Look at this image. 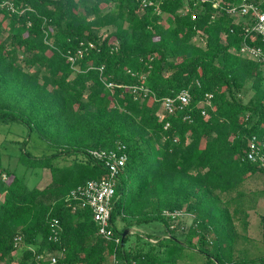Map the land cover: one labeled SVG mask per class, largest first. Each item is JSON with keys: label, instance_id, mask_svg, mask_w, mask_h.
Here are the masks:
<instances>
[{"label": "trees", "instance_id": "trees-1", "mask_svg": "<svg viewBox=\"0 0 264 264\" xmlns=\"http://www.w3.org/2000/svg\"><path fill=\"white\" fill-rule=\"evenodd\" d=\"M12 1L13 9L0 6V124L23 125L52 153L33 155L26 138L20 176L0 149V264H46L51 255L56 264H178L186 249L206 264H264L238 250L236 224L241 214L248 222L243 207L253 200L243 185L264 175L246 158L253 138L264 148V66L240 48L264 51V39L213 0H164L160 13L141 0ZM251 1L264 11V0ZM81 42L95 48L72 65ZM185 90L187 107L160 112ZM121 145L128 161L112 200L116 244L71 193L108 174L88 151ZM37 170L51 182L30 187L26 174ZM183 209L193 222L180 236L163 211ZM153 222L167 237L132 233Z\"/></svg>", "mask_w": 264, "mask_h": 264}, {"label": "built area", "instance_id": "built-area-1", "mask_svg": "<svg viewBox=\"0 0 264 264\" xmlns=\"http://www.w3.org/2000/svg\"><path fill=\"white\" fill-rule=\"evenodd\" d=\"M164 0H141L144 8L154 7L157 12H161L160 3ZM171 1V0H166ZM187 2L188 0H183ZM209 0H200L205 3ZM214 9L226 11L228 14L236 17L238 20H243L247 26V31L254 33L264 39V11L251 0H213ZM0 6H8L13 9L12 0H3ZM214 18V17H213ZM95 48L93 43L86 45L85 42L80 43V48L75 56H71L69 61L74 65L78 58L84 57L89 49ZM240 54L244 57L250 58L264 66V51L260 47L248 45L246 43L240 48ZM103 69V68H102ZM108 89L113 90L117 85L113 82H106ZM129 93L136 94V98L142 96L145 98L148 95V90L143 86H126ZM191 95L189 90H185L176 96L167 97L163 101L160 112L173 113L177 108L187 107L190 103ZM200 107L202 114L208 116V110L213 108V95L206 94L205 100L201 102ZM170 124L165 125V130L170 128ZM176 141V140H175ZM93 157L102 160L108 167L107 176L100 180H92L85 186L73 190L71 195L75 198L81 199L83 209L90 210L93 220L98 227V234L103 240L113 241L119 244L121 239L114 235L111 226V211L112 200L115 195L117 178L128 161V154L126 153V146H118L116 150L112 151H88ZM246 158L252 163L264 169V148L257 144L255 138L250 143ZM191 213L187 210L168 211L164 210L163 215L171 218L173 221L182 219V217L190 216ZM172 221V222H173ZM173 224V223H172ZM172 228L176 227L174 224ZM264 237V225H263ZM46 264H56L57 257L51 255L43 259ZM115 264H120L118 259H115Z\"/></svg>", "mask_w": 264, "mask_h": 264}, {"label": "rangeland", "instance_id": "rangeland-1", "mask_svg": "<svg viewBox=\"0 0 264 264\" xmlns=\"http://www.w3.org/2000/svg\"><path fill=\"white\" fill-rule=\"evenodd\" d=\"M29 131L26 127L20 124H0V149L3 156L4 165L10 168H18V173L20 176H23L26 170L24 165H18V157L22 153L23 150V141L27 138ZM27 144L25 149L29 150L35 156H43L51 154L52 151L48 148L47 143L42 140L37 133L30 134V137L27 138ZM26 179L30 187L38 186L44 187L49 182H51V175L48 170H37V171H28L26 174ZM243 190L250 191L246 196L255 198V204H259L260 206H256L253 210L250 211V216H252V227L250 234L255 236V243L257 247L256 251L253 253H245L244 255L249 258H257L264 256V237H263V225L264 221L260 224L261 220L264 219V175L257 173L251 179H249L244 185ZM256 192V194H254ZM261 192V193H260ZM258 193V194H257ZM257 200V201H256ZM193 222V216L182 217L173 223L178 227L179 233L178 235L183 236L182 233H186L188 227ZM250 222V223H251ZM237 227L240 233L243 231L242 223L243 221H236ZM147 226V227H146ZM160 227L158 229L160 235H166L165 227L160 222H153L145 225L146 228L149 227ZM165 233V234H164ZM261 234V239L258 238ZM167 236V235H166ZM153 243L157 241L151 240ZM238 247L244 246V238H240L237 242ZM252 246V245H250ZM260 246V247H259ZM179 264H206V257L198 252L193 250L185 251L180 259ZM208 264V263H207ZM261 264V263H257Z\"/></svg>", "mask_w": 264, "mask_h": 264}, {"label": "crops", "instance_id": "crops-1", "mask_svg": "<svg viewBox=\"0 0 264 264\" xmlns=\"http://www.w3.org/2000/svg\"><path fill=\"white\" fill-rule=\"evenodd\" d=\"M254 201H255V198H253V200H251V202H254ZM251 202L247 201L246 202L247 203L246 206L243 207V209L246 210L247 213H250V211L253 210L257 205L260 206V203L259 204H255V203H251ZM243 217H244V215H242V214L238 215L237 220L239 219V221H241V222L243 221V223H242L243 231L241 232V235H242V238L246 239V241L244 242V246H242L241 248L238 247L239 248L238 250L239 251H243L244 253H249L250 254V253H253L254 251H256L255 248L257 247V244L255 243V238L256 237L250 234L251 227H252V224H253V222H251V221H252L253 217L249 216L248 219H247L248 222H246V218H243ZM262 221H264V219L261 220L260 224L262 223ZM146 227H145V225L134 227L133 230H132V233H138V234H140L142 236H153V237H151L152 238L151 240L157 241V242L159 241L158 239H162V238L167 237L166 236L167 235L166 229H165L166 235H160L159 234L160 231H158V229L160 228L159 226L158 227L154 226V227H149V228H146ZM260 236H261V234L259 235L258 238L261 239L262 236L261 237ZM250 245H252V246H250ZM187 250H190V249H186L185 251H187ZM195 252H197V251H195ZM179 262H180V260H179ZM179 262H178V264H179Z\"/></svg>", "mask_w": 264, "mask_h": 264}, {"label": "water", "instance_id": "water-1", "mask_svg": "<svg viewBox=\"0 0 264 264\" xmlns=\"http://www.w3.org/2000/svg\"><path fill=\"white\" fill-rule=\"evenodd\" d=\"M127 233V232H126Z\"/></svg>", "mask_w": 264, "mask_h": 264}]
</instances>
